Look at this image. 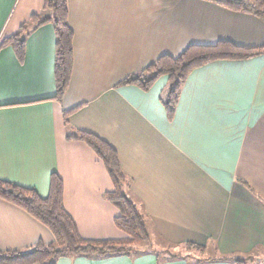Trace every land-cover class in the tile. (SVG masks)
<instances>
[{
	"label": "crops",
	"instance_id": "crops-1",
	"mask_svg": "<svg viewBox=\"0 0 264 264\" xmlns=\"http://www.w3.org/2000/svg\"><path fill=\"white\" fill-rule=\"evenodd\" d=\"M67 8L73 64L60 101L51 24L30 32L21 62L11 46L0 48V179L46 197L56 173L81 237H122L113 222L118 210L103 196L113 190L105 166L84 141L67 138L87 131L116 150L152 249L198 244L207 259L198 264L263 258L264 53L195 68L172 120L159 100L166 76L148 91L118 82L190 44L264 47V22L208 0H67ZM35 13L42 0H0V39ZM53 240L45 224L0 197V251ZM153 253L56 264H196L167 254L157 261Z\"/></svg>",
	"mask_w": 264,
	"mask_h": 264
},
{
	"label": "trees",
	"instance_id": "trees-1",
	"mask_svg": "<svg viewBox=\"0 0 264 264\" xmlns=\"http://www.w3.org/2000/svg\"><path fill=\"white\" fill-rule=\"evenodd\" d=\"M222 7L254 15L264 22V0H208ZM67 0H42V13L31 14L17 31L0 39V48L11 46L19 62L24 58V45L31 31L44 24H51L55 34L54 58V98L60 101L69 84L73 64V30L67 21ZM264 53V47H244L228 40H219L213 44H190L177 56L160 55L154 62L140 71L132 73L118 85H133L142 91H148L161 76L167 77V83L160 93L168 120H172L179 100L181 88L188 75L198 67L216 60H243ZM66 122V114H64ZM67 138L79 139L90 146L105 166L113 190L104 193V198L118 210L113 222L122 237L109 239H86L79 235L71 216L66 212L63 201L61 178L52 173L49 191L41 197L30 187H24L0 179V197L26 210L37 220L45 224L53 234L54 240L49 244L37 243L27 250L0 251V264H56L61 257L83 256L103 258L109 256H134L154 252L157 261L161 254L166 258H195V263L207 261L198 257L204 252L203 246L186 242L172 249H152L151 236L147 220L139 210L136 201L129 195V179L121 169L116 150L106 141L93 133L77 131ZM235 264H246L250 256L232 259Z\"/></svg>",
	"mask_w": 264,
	"mask_h": 264
},
{
	"label": "rangeland",
	"instance_id": "rangeland-1",
	"mask_svg": "<svg viewBox=\"0 0 264 264\" xmlns=\"http://www.w3.org/2000/svg\"><path fill=\"white\" fill-rule=\"evenodd\" d=\"M252 258H254L253 259V264H264V257L263 258H259V259H256L254 256L252 257V256H250V259H252ZM251 261V260H250ZM249 261H247V263L246 264H249L248 263Z\"/></svg>",
	"mask_w": 264,
	"mask_h": 264
}]
</instances>
